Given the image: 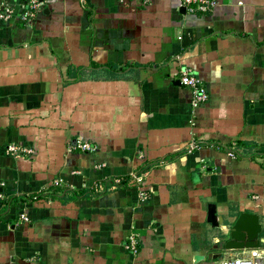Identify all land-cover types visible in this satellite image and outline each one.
Masks as SVG:
<instances>
[{"label": "crops", "instance_id": "obj_1", "mask_svg": "<svg viewBox=\"0 0 264 264\" xmlns=\"http://www.w3.org/2000/svg\"><path fill=\"white\" fill-rule=\"evenodd\" d=\"M44 1L31 24L0 23V264L249 256L225 247L243 212L259 215L263 252L264 0H213L207 14L182 0ZM184 69L209 90L198 108ZM134 172L147 198L122 183Z\"/></svg>", "mask_w": 264, "mask_h": 264}, {"label": "built area", "instance_id": "obj_2", "mask_svg": "<svg viewBox=\"0 0 264 264\" xmlns=\"http://www.w3.org/2000/svg\"><path fill=\"white\" fill-rule=\"evenodd\" d=\"M151 0H144L145 3L150 2ZM183 5L186 7V10L190 13H202L207 14L212 11L214 6L213 0H182ZM45 3L44 0H26L20 4H11L8 2L0 3V23L9 22L11 19L16 18L24 23L32 22L39 12V9L42 8V5ZM180 82L191 92V104L193 108H198L204 105L210 97L209 90L204 84L203 80L194 74L191 69H184L181 71ZM78 147L83 151H94V147L88 141L81 140L78 141ZM191 148H196L195 143L191 144ZM9 152L27 154L32 152V148H27L25 146H20L16 144H10L7 147ZM229 155L235 157V153L231 150ZM59 184L58 181L55 182ZM5 185V182L0 181V186ZM144 192H142V195ZM0 193V198L2 197ZM21 217L25 221H29V217L22 213ZM127 247L130 250L137 251V240L134 236L129 238ZM264 260V254L257 248H253L249 256H235L229 259L222 260H212L210 264H262Z\"/></svg>", "mask_w": 264, "mask_h": 264}, {"label": "water", "instance_id": "obj_3", "mask_svg": "<svg viewBox=\"0 0 264 264\" xmlns=\"http://www.w3.org/2000/svg\"><path fill=\"white\" fill-rule=\"evenodd\" d=\"M184 9L185 7L182 8L183 12H185ZM178 84H181L180 80H178ZM209 221L213 226H219L224 222L223 216L217 214V208L214 204L209 206ZM227 228L228 230L225 233L230 235V239L225 242L227 249H253L260 247L261 241L258 237L262 231V225L258 214L243 212L238 216L234 224ZM262 253L264 254V250Z\"/></svg>", "mask_w": 264, "mask_h": 264}, {"label": "rangeland", "instance_id": "obj_4", "mask_svg": "<svg viewBox=\"0 0 264 264\" xmlns=\"http://www.w3.org/2000/svg\"><path fill=\"white\" fill-rule=\"evenodd\" d=\"M45 4V3H44ZM44 4L42 5V7L44 6ZM42 9H39V11H41ZM34 21V20H33ZM22 22V21H21ZM24 23V22H23ZM32 22H30V23H27V24H31ZM81 141V140H80ZM13 144V143H12ZM28 148H30V147H28ZM32 152H30V153H27V154H29V155H33L34 154V152H35V150H34V148H32ZM6 151L8 152V153H11V154H15V155H22V153H24V152H20V153H13V152H9L7 149H6ZM139 173V172H138ZM138 173H136V172H134L133 174H131V178H132V180H131V182H130V186H133V187H138L139 188V191L141 190V192H140V195H141V198H147L148 197V194H149V192H148V189H145L146 187H145V185H144V181L145 180H143V179H139L138 178ZM119 183H120V180L118 181ZM142 192H144V194L142 195ZM14 264H17V263H14Z\"/></svg>", "mask_w": 264, "mask_h": 264}, {"label": "trees", "instance_id": "obj_5", "mask_svg": "<svg viewBox=\"0 0 264 264\" xmlns=\"http://www.w3.org/2000/svg\"><path fill=\"white\" fill-rule=\"evenodd\" d=\"M71 69V68H70ZM69 69V74H73L72 73V71ZM81 70H78V71H76V73L77 72H80ZM72 77H74L75 78V80H79V79H81L82 78V76L80 75H72ZM177 155H179V154H173V155H171V157H169V159L170 160H173ZM139 174H141V172H139ZM131 180H132V178L129 176V177H124L123 179H122V183L123 184H126V183H129L130 184V182H131ZM116 183V182H115ZM119 184H121V182L119 183H117V185L119 186ZM57 187V186H56ZM58 189V188H57ZM80 194H79V192L78 193H76V194H73V196H71V198H73V197H77V196H79ZM17 198H20V201H24V200H30V199H32V200H34L35 199V197H32V196H29V197H23V196H12L11 198H9L8 200H10V201H14L15 199H17ZM2 214L0 213V216H1Z\"/></svg>", "mask_w": 264, "mask_h": 264}]
</instances>
